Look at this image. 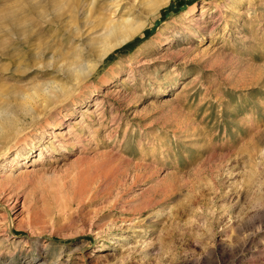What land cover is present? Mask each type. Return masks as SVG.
Listing matches in <instances>:
<instances>
[{
    "label": "rangeland",
    "instance_id": "1",
    "mask_svg": "<svg viewBox=\"0 0 264 264\" xmlns=\"http://www.w3.org/2000/svg\"><path fill=\"white\" fill-rule=\"evenodd\" d=\"M131 1L0 0V264H264V0L134 11L45 101Z\"/></svg>",
    "mask_w": 264,
    "mask_h": 264
},
{
    "label": "bare ground",
    "instance_id": "2",
    "mask_svg": "<svg viewBox=\"0 0 264 264\" xmlns=\"http://www.w3.org/2000/svg\"><path fill=\"white\" fill-rule=\"evenodd\" d=\"M166 1L167 0H163L161 2H155V0H132L131 7H129L127 13H125V15H128L129 17L124 18L119 23L113 22L110 25H107L103 35L99 36V38H95L90 48L84 49L86 52H90V55L95 51H99L98 58L95 59V62L92 60H87L86 57H83L82 60L83 55H81L79 61H73L72 67L69 69L67 76H62V82L52 81L44 85L43 93L45 101L50 104L54 100L70 95L75 87H77L84 79L90 78L97 72L105 57L109 56L120 45L133 40V38L140 31L142 32V30L147 25V21L146 23L136 21V17L133 15L134 11L140 13L144 11L149 14L150 12L157 11L161 6L165 5ZM147 6L152 7L145 11V7ZM33 114L32 117L35 118ZM54 125L55 128L60 126L57 124ZM22 129V123H12L8 129H5L3 125L0 124V137L6 141L4 145L5 151L8 152L10 150V142L16 139V137L22 132ZM43 158L44 152L42 149L39 153V158L37 161L42 160Z\"/></svg>",
    "mask_w": 264,
    "mask_h": 264
}]
</instances>
